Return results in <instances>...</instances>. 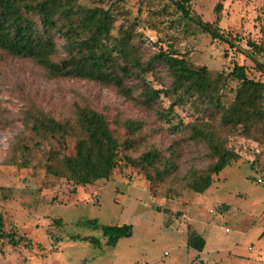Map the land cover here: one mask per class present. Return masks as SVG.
Instances as JSON below:
<instances>
[{"label": "rangeland", "instance_id": "rangeland-1", "mask_svg": "<svg viewBox=\"0 0 264 264\" xmlns=\"http://www.w3.org/2000/svg\"><path fill=\"white\" fill-rule=\"evenodd\" d=\"M81 3L112 8L116 26L124 17L137 20L146 60L162 51L172 52L190 68L205 67L212 97L234 64L245 66L248 77L264 81L253 61L240 53L250 52V40L261 47L255 59L264 62V0L190 1L191 12L211 24L215 7L221 5L220 33L234 47L212 40L181 18L169 2ZM56 42L61 47L59 38ZM145 78L155 89L165 90L171 83L162 66ZM235 86L230 83L232 89ZM170 103L161 97L158 111L166 112ZM75 104L104 115L118 139L124 132L115 121H141L139 152L126 154L136 157L156 147L168 156L172 150L173 175L164 183H151L122 159L108 181L92 186L78 187L47 174L49 146L32 144L23 126L24 112L33 105L56 120L71 119ZM196 116L186 104L161 119L125 101L113 87L75 79L49 80L32 62L0 53V213L7 232L30 242L29 248H12L0 240V264H264V146L229 137L228 148L239 160L213 177L205 193L188 191L181 180L185 172L190 167L204 169L209 163L204 148L189 141L184 128ZM60 141L63 152L73 155L74 141ZM124 225L132 227L131 236L107 246L102 227ZM189 232L205 236L202 252L185 245Z\"/></svg>", "mask_w": 264, "mask_h": 264}, {"label": "trees", "instance_id": "trees-1", "mask_svg": "<svg viewBox=\"0 0 264 264\" xmlns=\"http://www.w3.org/2000/svg\"><path fill=\"white\" fill-rule=\"evenodd\" d=\"M81 1L0 0V53L32 62L49 80L75 79L113 87L125 101L152 111L161 119H168L174 107L190 104L197 116L184 128L188 140L202 146L209 161L204 169L190 167L181 178L183 187L195 194L205 193L213 177L239 160L238 154L228 148L229 137L239 136L264 146V81L248 77L245 66L234 64L218 82V92L212 97L205 67L190 68L172 52L162 51L146 60L137 20L124 17L116 26L112 8L87 7ZM149 1L171 3L181 18L212 40L230 43L220 33V4L214 9L216 18L211 24L191 12V0ZM57 38L62 42L61 47L57 45ZM230 46L234 47L231 43ZM247 46L250 52L240 50V53L250 58L256 71L264 75V62L255 59L261 47L250 40ZM160 66L171 81L165 90L153 88L145 78ZM231 82L236 83L234 89L230 87ZM161 97L171 101L164 113L157 109ZM114 124L124 132L122 139L114 135L104 115L78 104L74 105L71 119L56 120L33 105L23 117V126L32 144L49 146L44 164L46 173L75 186L108 181L121 159L126 166L142 171L151 183H164L173 175L176 164L172 150L168 156L156 147L136 157L126 154L139 152L141 121L126 119ZM61 139L74 141L73 155L63 152ZM91 223L95 225V221ZM102 232L107 238L106 245L113 247L118 240L131 236L132 227L103 226ZM0 240L12 248L30 245L4 229L1 213ZM186 246L202 252L205 242L189 232Z\"/></svg>", "mask_w": 264, "mask_h": 264}, {"label": "crops", "instance_id": "crops-1", "mask_svg": "<svg viewBox=\"0 0 264 264\" xmlns=\"http://www.w3.org/2000/svg\"><path fill=\"white\" fill-rule=\"evenodd\" d=\"M194 233V232H193ZM189 234V233H188ZM196 234V233H195ZM197 235H199V234H197ZM203 240H204V242H205V246H204V249L206 248V238H205V236L204 235H199ZM187 238H188V235L186 236V241H185V245H186V242H187ZM203 249V250H204Z\"/></svg>", "mask_w": 264, "mask_h": 264}]
</instances>
